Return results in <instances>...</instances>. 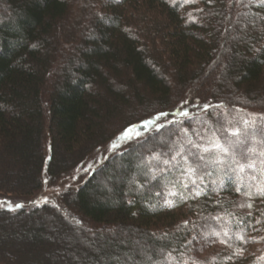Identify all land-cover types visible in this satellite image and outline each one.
Masks as SVG:
<instances>
[{"label":"trees","instance_id":"1","mask_svg":"<svg viewBox=\"0 0 264 264\" xmlns=\"http://www.w3.org/2000/svg\"><path fill=\"white\" fill-rule=\"evenodd\" d=\"M88 1L0 0V193H38L182 92L225 111L143 133L57 202L0 207V264H264V127L245 120L264 0Z\"/></svg>","mask_w":264,"mask_h":264},{"label":"rangeland","instance_id":"2","mask_svg":"<svg viewBox=\"0 0 264 264\" xmlns=\"http://www.w3.org/2000/svg\"><path fill=\"white\" fill-rule=\"evenodd\" d=\"M88 6H91L92 12L94 11L95 13H97L96 8L94 9L95 2L93 0L88 1ZM86 13L89 14L90 12H88L86 10ZM84 16H86V14H84ZM194 93L195 92H193V91H190L188 93L186 92V94L182 92L181 94H179L178 96L175 97L174 105L176 104V106L173 110L160 112L159 114H157L155 116H151L150 119L147 120V121H149L148 124L141 123V125L138 124V125H134L132 127L127 128V129H130V138L122 137L121 134L124 133L125 130L123 132L116 134L114 137H112L111 140H109L106 143V145H104L98 151H96L89 158V160H87V162L83 166L76 168L72 173H70L68 175H64V176L58 178V180H56L53 184L52 183L45 184L43 186V188L38 193H36L32 196H27V197L6 195V194L0 193V207L9 208V209H16V208H19V207H16V205H20V207H26V206L28 207V206L41 204L43 202H46V203L57 202L60 195H62V193L64 191H66V188L78 186L83 181L84 177L86 178V176L92 170H94L102 161H104L106 157L117 152L118 150H121L130 141L137 139L140 136H142L143 133H145V132H147L153 128L159 127L160 125H163V124L168 123L170 121H175L177 119H180L182 116L188 117V118H185L184 120L190 121V118H192L193 116H195L193 119H198V117H200V115L204 116L209 111H211V113L213 114V118H218V114L220 112L225 111V108H222V107H212L211 108V107H209V105L207 108L205 106L204 107L202 106V108H200L199 105L201 103L205 102V101H203L204 97L201 96L200 94L196 95ZM192 94H194V95H192ZM192 96H195V97H192ZM191 108L193 109V114H194L193 116L192 115H186V116L182 115V113H184V110H188L189 111L188 114H190V112H192ZM157 109H159V108L155 107L154 109L148 111L147 113L149 114L150 112L155 111ZM243 112H245V111H243ZM250 113L251 114H249V112L247 113L245 120L250 119V120H247V122L254 124L255 123V120H254L255 117H253L252 115H255V116L261 118L259 124H261L264 127V113L263 114L262 113L253 114V112H250ZM221 116H222L221 119L226 120L227 117L225 115H221ZM245 120L240 119V122H244ZM196 123H197V121L194 123H190L191 125L189 123L186 125L182 124L180 126V128L183 131H188V129H189L192 136H194V135L198 134V131H202L206 127L204 125L200 126V124H196ZM261 139L263 140L264 136H262ZM113 145H116V146L113 147ZM141 165H142V162H141ZM209 233H210L209 230L206 231V234H207L206 237H209V235H208ZM214 241L215 240L213 239L210 242H214ZM213 245L214 244H210L212 250H215L218 252L219 245L217 244V246H216L217 250L213 247ZM209 252H210V250L206 251V253H204L205 255H201L200 258H203L205 256H208V257L214 256V254L211 256L208 255L207 253H209Z\"/></svg>","mask_w":264,"mask_h":264},{"label":"snow or ice","instance_id":"3","mask_svg":"<svg viewBox=\"0 0 264 264\" xmlns=\"http://www.w3.org/2000/svg\"><path fill=\"white\" fill-rule=\"evenodd\" d=\"M185 2H189V0H185ZM205 107L207 108L208 105H205ZM182 115H185V116H186V115H188V113H187V112H184V113H182ZM144 123H145V124H148L149 121H145ZM121 135H122V137L130 138V129H126L125 132L122 133ZM115 146H116V145H113V147H115ZM216 147L219 148L220 145L217 144ZM247 167H250V168H251V167H254V164H248ZM240 170H241V171L244 170V166H243V165L241 166ZM237 191H239V189H237ZM199 194H200V192L198 191V192L196 193V195H199ZM261 195H264V191H261ZM166 203H168V202H166ZM16 207H20V205H16ZM248 207H252V205L249 204ZM185 223H187V221H185ZM240 238L243 239V237H240ZM237 251L239 252L240 250H237ZM229 258H231V257H229Z\"/></svg>","mask_w":264,"mask_h":264}]
</instances>
